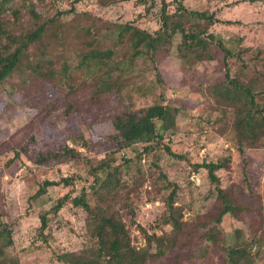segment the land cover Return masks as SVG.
<instances>
[{
	"label": "trees",
	"instance_id": "16d2710c",
	"mask_svg": "<svg viewBox=\"0 0 264 264\" xmlns=\"http://www.w3.org/2000/svg\"><path fill=\"white\" fill-rule=\"evenodd\" d=\"M79 1L62 9L58 0H20L0 20V87L15 76L25 79L32 89L27 101L37 109L33 122L27 123L34 131L29 129L27 140L13 148V157L26 156L40 167L72 162L85 173L84 177L73 172L59 181L48 177L35 181L30 199L39 203H47L42 196L50 186L63 183L72 187L39 213L35 241L48 250L47 229L70 202L86 213L87 244L79 250H50L57 264H214L216 259L222 264H258L264 246V218L256 225L250 223L249 237L242 235L240 228L227 232L221 226L225 216L243 221L245 215L255 214L251 203L243 199L244 193L251 200L255 197L253 180L246 174L243 194L235 196L229 185L221 184L220 172L227 170L231 161L228 155L212 159L195 154L193 158L188 151L172 148V135L181 128L180 115H186V105L167 96L169 86L161 64L173 59L185 82L195 88L221 86L216 90L219 101L228 105L249 103L248 112L262 113L259 99L264 98V80L258 78L264 77V49L242 46L240 38L228 43L214 32L192 31L187 25L172 28L168 19L171 6L174 14H194L221 22L214 11L206 14L181 1L132 0L134 5H144V14L127 22L77 11ZM118 1L130 0H96L102 7ZM157 1L159 25L151 31L138 23L149 17ZM243 1L247 0L234 4ZM220 2L210 0L209 6L217 7ZM162 37L167 38L168 45L159 44ZM230 60L240 67L233 71ZM45 86H51L55 97L47 96ZM14 90L13 86L8 91L9 97ZM151 94L155 97L152 103L135 107V98ZM23 96L20 100L25 102ZM111 100L115 103L113 112L103 120L110 122L113 130L86 136L84 127L91 128V123L85 114L92 104L102 108ZM3 109L12 117L15 106L8 103ZM206 123L212 125L213 121L207 119ZM163 154L182 161L184 187L170 180L159 165ZM192 175L200 178L199 189H205L203 199L214 201L207 212L213 205L220 210L215 219L203 217L190 231L178 200L185 193H193ZM78 177L83 180L79 190L74 188ZM142 197L149 202L160 201L164 210L152 232L143 229L155 252L136 262L138 248L124 216L129 215L134 222L139 210L136 202ZM14 245L13 223L0 218V264H24L21 255L13 251ZM260 264H264V256Z\"/></svg>",
	"mask_w": 264,
	"mask_h": 264
},
{
	"label": "rangeland",
	"instance_id": "374dc122",
	"mask_svg": "<svg viewBox=\"0 0 264 264\" xmlns=\"http://www.w3.org/2000/svg\"><path fill=\"white\" fill-rule=\"evenodd\" d=\"M18 1L20 0H0V20L10 12L11 6ZM73 1L58 0V4L60 8L67 9ZM177 1H181L188 8L205 11L206 14L214 11L221 22L215 23L194 14H174L173 6H171L168 19L172 28L187 25L192 31L214 32L228 43L232 39L240 38L242 46L264 49V0H247L237 5L234 4L236 0H221L217 5L220 7L218 11L217 7L209 6L210 0ZM75 6L77 11L88 10L102 18L117 22L136 20L139 13L144 14V5H134L132 0L114 2L106 7L100 6L96 0H80ZM159 8L160 3L157 1L149 17L141 19L138 24L148 30H155L159 25L157 17ZM168 43L169 41L165 37L159 41V44L165 46ZM229 62L233 71L240 67L234 60ZM161 67L166 72L169 86V91H166L167 96L174 103L186 105L183 106L186 115L183 117L180 115L179 128L180 126L181 128L172 135V148L177 152L188 151L193 158L195 154L200 157L209 156L212 159L228 155L231 161L228 169L220 172L221 184L224 187L229 185L235 196L243 194L241 187L245 186L246 174L253 180L252 189L255 197L251 200L244 193L243 199L251 203L255 214L245 215L243 221L225 216L221 224L227 232L234 228H240L242 235L249 237L251 234L248 226L256 225L261 218H264V98L259 99L263 107L262 113L248 112L251 108L249 103L228 105L219 101L216 90H219L221 86L207 89L204 86L195 88L191 82H185L175 60H166L161 64ZM208 70L212 71V66H208ZM241 78L244 77L241 76ZM258 80L263 81L264 77L261 76ZM13 86L15 94L9 97L8 91ZM44 90L49 98L55 97L56 92L52 90L51 86H45ZM31 91L28 82L25 79L21 81L16 76L5 87H0V145L4 143L0 148V218L13 223L15 231L13 251L21 255L24 264H57L51 258L50 250H79L87 244L84 227L86 213L81 208L74 207L70 202H67L58 215L54 216L47 229L50 234L49 248L45 250L41 247V242L35 241L37 235L35 228L39 225L38 215L42 210L54 204L60 194L68 192L72 187H66L63 183L48 187L46 194L42 196L47 200V203L31 200L30 195L36 180L48 177L59 181L61 177L73 172L78 173L79 177H84L85 173L72 162L40 167L26 156L18 159L13 157V148L19 142L27 140L26 132L29 129L34 131V127L28 128L27 126L28 122H33L32 117L37 113V109L31 108L27 101ZM156 92L159 93L160 89H156ZM22 94L25 95L23 96L26 99L25 102L20 100ZM154 98L152 94L144 98L137 97L134 101L135 107L139 108L150 104ZM8 103L15 106L12 117H8L9 114L3 109ZM114 104L112 100L109 104H104L102 108L97 103L92 104L91 111L85 114L86 120L91 123V128L84 127L86 136H98L113 130L111 123L103 119L112 114ZM207 119H211L213 124L206 123ZM59 125L62 126L61 123ZM68 144H71L70 141ZM238 146L243 151H240ZM158 163L163 166L170 180H176L181 186H185L184 174H180L182 161L163 154ZM79 177L74 186L78 190L83 186V180ZM191 179L194 181L191 186L193 193L191 195L185 193L178 200V203L184 207V220L188 222L190 231H192V226L203 217L208 220L215 219L220 210L219 206L213 205V208L207 212L208 206L210 207L214 201L203 199L205 189H199L201 181L198 175H192ZM147 185L145 184V186ZM136 204L139 210L134 222L127 214L124 219L138 248L135 260L141 262L146 256L155 252L152 245L145 240L143 229L152 232L156 228L164 205L158 200L149 202L144 197ZM156 231L160 233V230ZM263 256L264 246L261 245L256 260L258 264L263 260ZM193 264L199 263L194 262ZM214 264H222V262L216 259Z\"/></svg>",
	"mask_w": 264,
	"mask_h": 264
}]
</instances>
